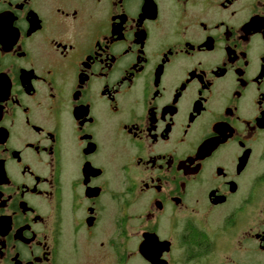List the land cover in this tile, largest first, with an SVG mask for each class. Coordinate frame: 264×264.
I'll use <instances>...</instances> for the list:
<instances>
[{"label":"flooded vegetation","instance_id":"af4514ba","mask_svg":"<svg viewBox=\"0 0 264 264\" xmlns=\"http://www.w3.org/2000/svg\"><path fill=\"white\" fill-rule=\"evenodd\" d=\"M0 264H264V0H0Z\"/></svg>","mask_w":264,"mask_h":264}]
</instances>
